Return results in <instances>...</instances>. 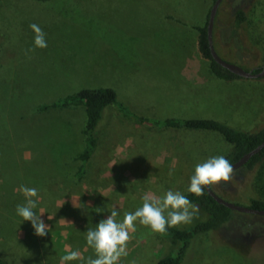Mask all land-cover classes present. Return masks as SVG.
Masks as SVG:
<instances>
[{"label":"rangeland","instance_id":"374dc122","mask_svg":"<svg viewBox=\"0 0 264 264\" xmlns=\"http://www.w3.org/2000/svg\"><path fill=\"white\" fill-rule=\"evenodd\" d=\"M213 3L0 0L1 261L60 264L68 250L95 259L86 232L114 207L122 221L142 207L146 193L185 194L197 163L231 150L218 132L142 124L111 105L97 127L99 149L78 178L84 108L39 112V106L82 89L111 87L118 103L144 117L215 120L249 133L264 128V78L219 79L198 50L197 28L205 25ZM237 10L246 15L239 26ZM33 23L45 32L47 47L29 51ZM213 46L222 60L243 70L263 67L264 0H222ZM139 66L140 74H120ZM235 172L230 183L211 188L217 196L243 207L264 200V162ZM21 186L39 191L34 211L43 210L41 219L50 227L44 237L16 213L26 203ZM231 214L226 227L191 240L183 264H264V216ZM206 219L199 209L191 223L176 228ZM131 235L119 264H155L175 248L138 221Z\"/></svg>","mask_w":264,"mask_h":264},{"label":"trees","instance_id":"16d2710c","mask_svg":"<svg viewBox=\"0 0 264 264\" xmlns=\"http://www.w3.org/2000/svg\"><path fill=\"white\" fill-rule=\"evenodd\" d=\"M38 2H47L50 0H35ZM215 1V0H213ZM203 27H198V50L202 57L209 62L211 72L222 80H234L240 77L232 74L227 69L222 68L215 63L211 57L208 41H207V20ZM246 21V15L242 10H237L235 13V25L239 26ZM262 67H258L253 72H258ZM117 93L111 87H99L82 89L76 93L66 95L51 104H43L37 108V111L44 112L48 109H66L73 107H83L85 112V123L81 131L84 139V148L76 157L80 162L76 176L81 178L88 167L89 162L96 155L100 146V137L98 136L97 127L102 120L105 108L114 105L119 115L132 116L139 123L149 124L160 128L170 129H197L215 131L220 133L225 141L231 145L230 152L226 155L231 163L238 161L244 154L256 148L264 141V128L256 133H249L237 130L229 125L215 120L205 119H166L157 120L154 118L144 117L131 113L124 105L118 103ZM264 162V147L253 155L249 161L241 168L248 171L253 170L259 164ZM198 208L207 214L205 221L194 224L189 228H168L166 234L160 235L168 240L175 248L168 254L160 257L155 264H183L187 250L191 240L198 234L219 231L226 227L232 219V211L223 205L218 204L206 191L202 197H196L188 191L184 194ZM250 208L264 210V200L251 199ZM0 264H6L0 260Z\"/></svg>","mask_w":264,"mask_h":264},{"label":"clouds","instance_id":"9594fccd","mask_svg":"<svg viewBox=\"0 0 264 264\" xmlns=\"http://www.w3.org/2000/svg\"><path fill=\"white\" fill-rule=\"evenodd\" d=\"M29 27L35 34L34 48L29 51L46 48V34L42 28L35 23ZM171 174L170 171L169 175ZM235 175L232 163L223 155L209 157L195 165L187 191L196 197H202L206 188L211 189L221 183L228 184L235 179ZM19 191L25 197L26 203L16 206L17 215L23 221L31 222L36 236H46L50 227L41 219L43 210L39 214L34 211L39 202L38 189L21 186ZM142 201V207L134 212H126L122 221L117 220L119 213L114 207L106 219L100 220L94 229L87 230L86 244L94 250L95 259L88 257L85 260L79 250H68L66 255L61 256L60 264L76 260L82 261V264H119L120 259L128 255V243L132 239L131 234L136 231L137 221L153 232L164 235L170 227L191 223L199 211L198 206L180 191L168 190L162 197L146 193Z\"/></svg>","mask_w":264,"mask_h":264},{"label":"water","instance_id":"95a60500","mask_svg":"<svg viewBox=\"0 0 264 264\" xmlns=\"http://www.w3.org/2000/svg\"><path fill=\"white\" fill-rule=\"evenodd\" d=\"M222 0H215L210 11H209V16L207 20V27H206V33H207V41H208V46L210 50L211 57L215 63H217L219 66L222 68L227 69L229 72L232 74L240 77V78H247V79H259V78H264V66L262 69L258 72H253V71H246L243 70L242 68L227 63L224 60H222L216 53L214 46H213V27H214V20L215 16L218 10V7L220 5ZM264 147V141L258 145L256 148L252 149L248 153L244 154L238 161L232 163L235 171L240 169L242 166H244L249 159L259 153ZM207 193L220 205H223L224 207L228 208L231 211H237L240 213H246V214H254V215H259V216H264V210H259V209H254L250 207H243V206H238L229 202H226L225 200L221 199L219 196H217L212 189L206 188Z\"/></svg>","mask_w":264,"mask_h":264},{"label":"crops","instance_id":"0c3cea01","mask_svg":"<svg viewBox=\"0 0 264 264\" xmlns=\"http://www.w3.org/2000/svg\"><path fill=\"white\" fill-rule=\"evenodd\" d=\"M196 49H197V42H196ZM143 67L142 66H139V68L138 69H130V70H128L127 72H123V70H121L120 71V74H121V76H124L126 73V75L127 76H133L135 73H139L140 74V70L142 69ZM122 72V73H121ZM116 75H120V74H118V71L116 70ZM213 76H215L214 74H212Z\"/></svg>","mask_w":264,"mask_h":264}]
</instances>
